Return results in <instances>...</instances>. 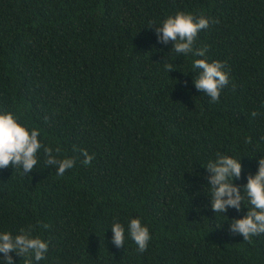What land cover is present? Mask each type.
<instances>
[{"label":"trees","instance_id":"16d2710c","mask_svg":"<svg viewBox=\"0 0 264 264\" xmlns=\"http://www.w3.org/2000/svg\"><path fill=\"white\" fill-rule=\"evenodd\" d=\"M178 12L210 20L204 57L159 42ZM196 59L226 63L218 102L195 87ZM2 112L75 160L63 176L42 150L30 174L0 169V232L49 244L32 264H264V234H231L247 201L215 213L204 168L241 160L243 192L264 157V0H0ZM134 218L150 231L143 253L127 233L112 243L113 223Z\"/></svg>","mask_w":264,"mask_h":264},{"label":"clouds","instance_id":"9594fccd","mask_svg":"<svg viewBox=\"0 0 264 264\" xmlns=\"http://www.w3.org/2000/svg\"><path fill=\"white\" fill-rule=\"evenodd\" d=\"M218 23V21H211ZM210 20L203 16L197 18L192 14L178 12L175 16H169L159 27H156V35L163 44L173 43L172 51L182 55H195L204 57L207 48L195 49L194 43L202 30L208 29ZM226 63L220 61L209 62L207 59H196L193 69L198 70L199 75L195 79V87L211 98L212 102H218L221 91L229 83V73L224 69ZM169 72L173 71L172 64L165 63ZM187 85V81H185ZM253 117L257 112L251 114ZM40 131L35 128L23 126L14 114L0 113V169L19 167L23 173L30 174L38 164V153L42 150L45 154V163L57 169V175L64 173L75 166L72 158H59L61 149H53L45 146L41 140ZM251 143V138H247ZM84 157L82 163L89 165L94 159L87 150H81ZM211 175L207 177V185L211 189V209L215 213H226L229 208L237 211L245 206V200L249 205L247 214L240 219L232 220L230 224L233 236L242 235L245 241H251L253 236L264 234V157L259 160L258 172L247 177V184L237 186L234 181L242 177L243 165L228 155L217 153L215 160L209 161L206 167ZM47 228L48 225H42ZM112 243L116 248L125 246L126 233L137 245V250L143 253L147 250L151 235L149 228L138 218L131 219L127 228L120 222H114ZM49 244L38 236H33L32 229H20V233L13 235L11 232H0V253L3 254V264H15L11 253L28 258V264L34 259L39 262L45 259Z\"/></svg>","mask_w":264,"mask_h":264}]
</instances>
